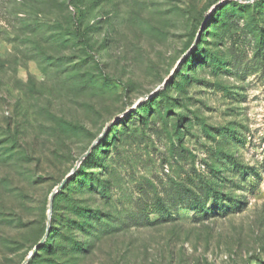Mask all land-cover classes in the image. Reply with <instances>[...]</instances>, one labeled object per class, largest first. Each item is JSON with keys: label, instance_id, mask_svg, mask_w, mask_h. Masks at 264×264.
<instances>
[{"label": "rangeland", "instance_id": "rangeland-1", "mask_svg": "<svg viewBox=\"0 0 264 264\" xmlns=\"http://www.w3.org/2000/svg\"><path fill=\"white\" fill-rule=\"evenodd\" d=\"M37 244L264 264V0H0V264Z\"/></svg>", "mask_w": 264, "mask_h": 264}, {"label": "trees", "instance_id": "trees-1", "mask_svg": "<svg viewBox=\"0 0 264 264\" xmlns=\"http://www.w3.org/2000/svg\"><path fill=\"white\" fill-rule=\"evenodd\" d=\"M79 17V16H78ZM73 20H74V22L75 23H77V18L74 16L73 17ZM73 35L75 36V38H77V39H79V40H81V41H84V38H83V36H82V34H80L79 32H78V30L74 27V31H73ZM76 176V175H75ZM72 177L73 176H71L68 180H67V182L64 184V186H63V188H62V190L63 189H65V187L67 186V184H68V182H70L71 180H72ZM202 185H201V187H203L204 185L206 186V184L204 183V182H202L201 183ZM106 187H107V185H106ZM62 190H60L59 191V193H62ZM104 191V190H103ZM206 191H209V189L207 188L206 189ZM191 193L192 194H194L193 193V191H191ZM103 195H104V192L102 193ZM101 194V195H102ZM207 194V193H206ZM106 196V195H105ZM58 197H60V195H58V194H56V195H54V198H53V209L55 210L56 208H55V205H56V200H57V198ZM77 210V209H76ZM81 212H82V218H84V219H86L87 221H90V220H92L93 219V216H95V217H97V211L95 210V211H92V210H89L88 208H82L81 210H80ZM53 213H55L54 211H53ZM90 215V216H89ZM84 222V221H83ZM83 224V223H82ZM86 224L88 225L89 224V222H86ZM81 226V225H80ZM39 250H41V246H39V248L37 249V252L39 251ZM36 252V253H37ZM35 253V254H36ZM34 254V255H35Z\"/></svg>", "mask_w": 264, "mask_h": 264}, {"label": "water", "instance_id": "water-1", "mask_svg": "<svg viewBox=\"0 0 264 264\" xmlns=\"http://www.w3.org/2000/svg\"><path fill=\"white\" fill-rule=\"evenodd\" d=\"M243 1H251V0H243ZM103 135H99L97 138H96V140L92 143V145H91V147H93L94 146V144L97 142V141H99L100 139H101V137H102ZM90 147V148H91ZM85 156V154L84 155H82L79 159H78V161H77V163H76V165L72 168V170L70 171V173L69 174H67L66 176H65V178L62 180V182L59 184V185H57L55 188H54V190L52 191V193L50 194V198H49V212H51V206H52V199H53V197H54V195H55V193L58 191V190H60L61 189V187L64 185V183L68 180V178L72 175V173L75 171V169L78 167V165H79V163L81 162V160L83 159V157ZM39 245L40 244H37L36 246H35V248H34V250L21 262V264H27L28 263V261L30 260V258H31V256H32V253L33 252H35L37 249H38V247H39Z\"/></svg>", "mask_w": 264, "mask_h": 264}]
</instances>
